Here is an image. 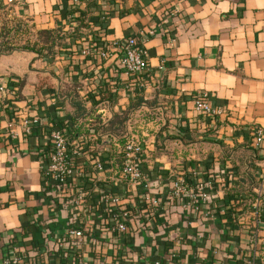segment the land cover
I'll return each mask as SVG.
<instances>
[{
  "label": "crops",
  "instance_id": "1",
  "mask_svg": "<svg viewBox=\"0 0 264 264\" xmlns=\"http://www.w3.org/2000/svg\"><path fill=\"white\" fill-rule=\"evenodd\" d=\"M5 28L29 46L7 40ZM43 28L65 37L47 42ZM132 34L149 55L138 74L119 69V48L99 53ZM0 84V264H32L37 243L65 229L58 188L42 174L48 128L80 113L94 124L100 109L108 123L127 108L145 135L144 169L160 203L145 227L102 238L101 252L82 242L66 264L76 252L83 264H177L166 261L169 249L198 264H264V0H0ZM197 91L221 112L196 109ZM25 117L39 118L30 132ZM182 174L207 185L199 209L176 192ZM52 263L64 264L60 254Z\"/></svg>",
  "mask_w": 264,
  "mask_h": 264
},
{
  "label": "built area",
  "instance_id": "2",
  "mask_svg": "<svg viewBox=\"0 0 264 264\" xmlns=\"http://www.w3.org/2000/svg\"><path fill=\"white\" fill-rule=\"evenodd\" d=\"M94 45L85 47L83 52L90 54ZM119 48V69L128 74H138L149 68L147 48L139 45L135 35L124 39L109 41L99 49L102 57H106ZM0 89L6 90L4 84ZM196 109L204 113L221 112L208 101L204 91L194 94ZM147 106V105H146ZM101 119L94 124L93 118L75 115V122L70 125H51L47 133L49 141L41 149L42 174L46 182L58 188L57 204L60 211L66 214L65 236L62 243L66 249L77 250L82 242H89L95 251L101 252L104 237L110 234L127 236L145 227L152 218L155 207L160 203L150 190L151 180L144 169V156L147 152L145 135L134 125V112L129 111L123 129L108 126L110 119L99 110ZM85 122V123H84ZM27 132L33 124L39 123L38 117H25L22 120ZM12 133H14L12 131ZM263 130L259 129L261 139ZM124 186L123 194L117 188ZM141 190V192L139 191ZM175 189L182 199L188 198L185 205L195 209L207 201L210 192L204 182L191 185L182 174L175 180ZM138 194L145 203V213L136 201ZM132 202V203H130ZM97 222L89 219L95 217ZM97 228L102 236L93 234ZM130 235V234H129ZM165 254L168 262L177 264H198L182 258L178 251L169 249ZM75 253L71 256L73 264H83ZM27 259L26 255H14L5 259L6 263ZM155 264H166L164 260L156 259ZM32 264H43L36 259ZM91 264H106L103 259ZM112 264H126L122 258H117ZM207 264V263H201ZM247 264H256L248 260Z\"/></svg>",
  "mask_w": 264,
  "mask_h": 264
},
{
  "label": "trees",
  "instance_id": "3",
  "mask_svg": "<svg viewBox=\"0 0 264 264\" xmlns=\"http://www.w3.org/2000/svg\"><path fill=\"white\" fill-rule=\"evenodd\" d=\"M40 32H41V35H42L43 39H45V41H47V42L48 41L60 42L65 37V35L60 34V31H58V29H56V28H43V29H41ZM5 34L6 33H4V35ZM26 46H29V45H26ZM5 47H7V45ZM79 110L81 111V109H79ZM129 111H130V109L127 108V109H124L121 112L116 113L115 116L108 123V126H110L112 128H117V129H120V130L123 129L124 124H125V120H126V118L128 116ZM140 204H141V207H142L141 208V212L143 214V213L146 212V210H144L145 203L144 202L141 203V201H140ZM62 229H63V227H60V232L58 233L59 236L56 233L53 234V236H56V238H52L50 236L49 237H47V236L45 237L46 247L42 248V244L37 243L36 246L38 248H40V249L34 255L36 256V258L42 260L43 264L45 262H48L49 264H51V257L55 256L56 254H60L61 258H62V262L64 264H66V260L70 256V250L63 248L60 245L61 242H62L63 237L65 236V229L64 230H62ZM47 235H49V234H47ZM64 238H66V237H64ZM75 255H78L77 259H79L80 256H79V254L77 252L75 253ZM26 256H28V255H26Z\"/></svg>",
  "mask_w": 264,
  "mask_h": 264
},
{
  "label": "rangeland",
  "instance_id": "4",
  "mask_svg": "<svg viewBox=\"0 0 264 264\" xmlns=\"http://www.w3.org/2000/svg\"><path fill=\"white\" fill-rule=\"evenodd\" d=\"M17 25V28L18 29H24V26L22 25V23L21 22H17L16 23ZM6 30V31H5ZM5 32L4 33H8V35H9V38H7V40H9V41H11V42H13L14 44H16V45H26V44H28L29 42H28V40H25L24 38H25V36H23V35H19V36H15L13 33H10L9 34V30L7 29V28H5ZM7 33L5 34V36L7 35ZM43 38V37H42ZM4 39H6L5 37H4ZM13 44V45H14ZM10 45H7V47H9Z\"/></svg>",
  "mask_w": 264,
  "mask_h": 264
}]
</instances>
